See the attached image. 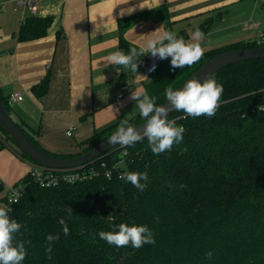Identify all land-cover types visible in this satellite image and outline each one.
I'll return each instance as SVG.
<instances>
[{
    "label": "trees",
    "instance_id": "1",
    "mask_svg": "<svg viewBox=\"0 0 264 264\" xmlns=\"http://www.w3.org/2000/svg\"><path fill=\"white\" fill-rule=\"evenodd\" d=\"M212 23L208 19L198 29L206 34ZM51 24V18L28 17L19 40L43 38ZM177 37L188 38L186 33ZM260 46L264 44L238 42L204 52L195 64L149 84V96L160 106L166 88L178 90L218 54ZM133 47L121 37V51L127 54ZM148 59L143 55L139 63ZM213 78L224 88L216 114L194 118L174 112L168 119L184 132L170 151L155 155L144 138L97 159L108 169L123 160L110 180L98 164L97 175L72 184L41 188L28 177L21 181L23 196L9 213L21 224L13 241L14 246L24 243L27 254L21 264H264V60L229 66ZM48 83L44 80L33 91L43 96ZM0 99L10 114L7 98ZM143 122L138 114L128 123L135 127ZM119 126L85 141L76 154H51L20 127L50 156L71 159L88 153ZM21 156L31 161L25 153ZM122 171L146 172L147 181L141 180L146 188L140 191L120 179ZM61 218L69 227L67 236ZM120 223L147 226L155 244L116 247L99 238L100 231H118ZM49 234L59 235L50 253Z\"/></svg>",
    "mask_w": 264,
    "mask_h": 264
},
{
    "label": "crops",
    "instance_id": "2",
    "mask_svg": "<svg viewBox=\"0 0 264 264\" xmlns=\"http://www.w3.org/2000/svg\"><path fill=\"white\" fill-rule=\"evenodd\" d=\"M36 5V17L51 18L52 24L35 40H19L22 13L12 4L0 12V95H23L9 106L10 115L51 154L79 153L85 141L129 122L140 114L131 93L149 95L148 85L163 77V66L148 81L139 76L145 63L137 73L108 64L107 57L121 51V37L140 50L164 31L186 33V42L199 43L204 52L238 42L259 44L264 37V4L256 0H37ZM208 19L211 28L194 41L193 33ZM250 22L259 27L250 29ZM170 61L164 66L168 74ZM44 80L48 88L40 96L33 89ZM71 127L76 130L70 137ZM33 165L0 131V207Z\"/></svg>",
    "mask_w": 264,
    "mask_h": 264
},
{
    "label": "clouds",
    "instance_id": "3",
    "mask_svg": "<svg viewBox=\"0 0 264 264\" xmlns=\"http://www.w3.org/2000/svg\"><path fill=\"white\" fill-rule=\"evenodd\" d=\"M143 8V7H141ZM135 9L128 11L130 14ZM123 11L121 15H123ZM204 34L196 29L192 35L194 41H200ZM150 53L153 58L161 60L171 57V68L182 69L198 62L203 56V48L199 43H188L183 37H177L175 32L164 31L162 35L150 38L146 44L138 51L136 47L130 49L129 53L115 51L107 57V63L111 65L124 66L130 68L133 73H137L139 58ZM153 65L149 71H155ZM144 78L147 76L139 75ZM224 88L218 84L214 78H205L203 82L197 79L189 80L181 90H173L172 87L165 89L167 106H157L156 98L150 97L145 91L139 90L131 93L129 99L135 101L141 117L146 121L143 130L132 126L127 120L122 121L118 129L110 136L107 142L111 145L120 147L130 146L138 141L147 138L151 151L159 155L165 151H170L174 143L183 140V126H176L174 120L168 119V113L172 110L183 111L191 117L207 116L212 117L216 114L221 103ZM118 112L119 109H116ZM70 135V133H69ZM111 179V174H106ZM66 180L73 182L75 177H66ZM120 179L130 182L134 187L143 191L146 188L147 173L128 172L121 175ZM10 203H19V193H13ZM10 207H0V264H21L25 259L26 250L23 242L14 246V234L19 232L21 224L11 219ZM69 208V214H71ZM63 234H69V227L64 218L59 220ZM99 238L106 241L109 245L116 247H132L139 249L145 244H155V239L151 230L145 225H131L120 223L118 231H100ZM59 239V235L49 234L48 241L49 253L51 243Z\"/></svg>",
    "mask_w": 264,
    "mask_h": 264
},
{
    "label": "water",
    "instance_id": "4",
    "mask_svg": "<svg viewBox=\"0 0 264 264\" xmlns=\"http://www.w3.org/2000/svg\"><path fill=\"white\" fill-rule=\"evenodd\" d=\"M264 60V46L244 49V50H232L225 51L208 62H206L203 66H201L198 70H196L179 88L181 90L184 85L192 79H197L200 82H203L205 78L211 77L213 78L218 72L221 70L249 62V61H258ZM168 101L166 100L160 106H167ZM175 110H172L168 113V117H170ZM146 121L135 126L140 131L143 130ZM0 129L2 132L8 136L20 149L22 153H25L28 158L36 165L52 169V170H63V169H84L88 165L94 163L101 156L109 153L110 151L120 148L119 145H111L107 142L110 138L107 137L103 141H101L97 146H95L88 153L74 157L71 159H59L53 156H50L48 153L37 147L30 138L25 134V132L21 129V127L16 123L11 115L4 108L2 101L0 99Z\"/></svg>",
    "mask_w": 264,
    "mask_h": 264
},
{
    "label": "built area",
    "instance_id": "5",
    "mask_svg": "<svg viewBox=\"0 0 264 264\" xmlns=\"http://www.w3.org/2000/svg\"><path fill=\"white\" fill-rule=\"evenodd\" d=\"M37 0H0V12H5L7 9H9L10 4H12V9L15 12H21L22 13V24L25 23L26 19L29 16H36L37 15ZM256 3H263L264 0H256ZM250 29H257L259 27V23L256 22H250L249 23ZM259 44H264V37L261 39V42ZM166 59L161 60L159 58H153L152 56L149 57L147 62L144 64L142 68V74L143 76H147L148 78H145L148 81H152L156 78L157 73L160 71V69L163 66V63ZM155 65V71H149V69ZM178 69V68H177ZM172 70L170 67L169 73L173 74L177 70ZM124 96V93L121 92L117 95L116 101H120ZM23 100V95L20 93H11L9 97L7 98L8 105L10 106L12 103L20 102ZM76 127H71L66 131L67 136H72L75 132ZM70 133V135H69ZM126 152H123V155H125ZM100 165L101 168H105L104 176L110 180L107 177V173L111 174V179L115 173V171L123 165V160L117 162L113 165L111 169L106 168L105 162H94L90 165H88L84 169H63V170H52L48 169L39 165L34 164L33 167L30 169L27 177L36 185L40 186L41 188H52L57 185H60L61 183H76L81 182L84 180H87L99 173V170L96 168V165ZM126 171L120 172L119 178L121 175L125 174ZM66 177H75V180L73 182H69L66 180ZM124 180V179H123ZM13 193H19V200L23 196L24 193V186L22 183H18L17 185L11 186L4 199L3 207H10L12 208L15 203H10V200L13 197Z\"/></svg>",
    "mask_w": 264,
    "mask_h": 264
},
{
    "label": "rangeland",
    "instance_id": "6",
    "mask_svg": "<svg viewBox=\"0 0 264 264\" xmlns=\"http://www.w3.org/2000/svg\"><path fill=\"white\" fill-rule=\"evenodd\" d=\"M214 49H215V47H214ZM206 51H209V50H206ZM204 52V51H203ZM171 59V57H169V58H167V60L166 61H164V65H163V68H162V70H161V73H162V75H163V77L164 76H169V74L165 71V68H164V66H166L168 63H169V60ZM1 131V130H0ZM1 133H2V131H1ZM3 134V133H2ZM4 135V134H3ZM5 136V135H4ZM6 137V136H5ZM6 140H7V138H6Z\"/></svg>",
    "mask_w": 264,
    "mask_h": 264
}]
</instances>
